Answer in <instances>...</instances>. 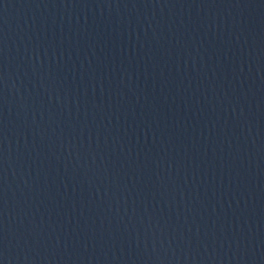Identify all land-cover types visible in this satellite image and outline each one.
I'll return each mask as SVG.
<instances>
[{"label":"water","instance_id":"1","mask_svg":"<svg viewBox=\"0 0 264 264\" xmlns=\"http://www.w3.org/2000/svg\"><path fill=\"white\" fill-rule=\"evenodd\" d=\"M0 264H264V0H0Z\"/></svg>","mask_w":264,"mask_h":264}]
</instances>
